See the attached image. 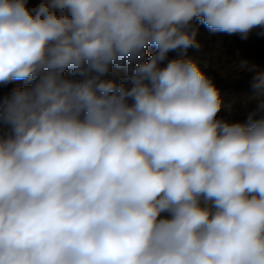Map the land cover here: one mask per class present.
<instances>
[{
  "label": "clouds",
  "instance_id": "clouds-1",
  "mask_svg": "<svg viewBox=\"0 0 264 264\" xmlns=\"http://www.w3.org/2000/svg\"><path fill=\"white\" fill-rule=\"evenodd\" d=\"M199 24L264 0H0V264H264V100L218 118Z\"/></svg>",
  "mask_w": 264,
  "mask_h": 264
},
{
  "label": "rangeland",
  "instance_id": "rangeland-1",
  "mask_svg": "<svg viewBox=\"0 0 264 264\" xmlns=\"http://www.w3.org/2000/svg\"><path fill=\"white\" fill-rule=\"evenodd\" d=\"M41 2L42 0H28L30 7H36ZM258 31V29L253 30L247 40H242L239 35L212 32L203 24H199L196 36L198 47H190L183 56L195 61L201 71L211 78L219 89L223 103L218 118L231 117L243 121L247 113L264 100V93L251 86L255 73L250 69L255 66L257 70L264 71V37L258 36ZM227 47H231V53H228ZM154 51L155 48L150 47L149 55ZM174 58H178V53L169 52L168 59ZM234 74L241 78L237 85L227 88L218 87L220 82H224ZM124 75V69L113 68L106 78L119 82ZM19 82L0 85V99L8 95L11 85Z\"/></svg>",
  "mask_w": 264,
  "mask_h": 264
},
{
  "label": "bare ground",
  "instance_id": "bare-ground-1",
  "mask_svg": "<svg viewBox=\"0 0 264 264\" xmlns=\"http://www.w3.org/2000/svg\"><path fill=\"white\" fill-rule=\"evenodd\" d=\"M228 53H231V47H227ZM240 77L237 74H234L233 76H229L224 82H220L218 84V87H234L235 85H237L240 81Z\"/></svg>",
  "mask_w": 264,
  "mask_h": 264
},
{
  "label": "built area",
  "instance_id": "built-area-1",
  "mask_svg": "<svg viewBox=\"0 0 264 264\" xmlns=\"http://www.w3.org/2000/svg\"><path fill=\"white\" fill-rule=\"evenodd\" d=\"M22 86H24V81H20V82L17 83L16 85H11V87H10V89H9V93H8V95L12 92V90H13L14 88L22 87Z\"/></svg>",
  "mask_w": 264,
  "mask_h": 264
}]
</instances>
